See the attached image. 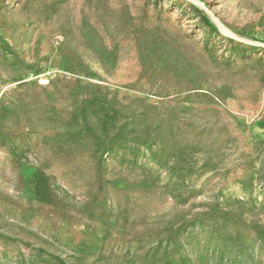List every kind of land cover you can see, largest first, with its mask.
I'll return each instance as SVG.
<instances>
[{
    "label": "rangeland",
    "instance_id": "obj_1",
    "mask_svg": "<svg viewBox=\"0 0 264 264\" xmlns=\"http://www.w3.org/2000/svg\"><path fill=\"white\" fill-rule=\"evenodd\" d=\"M201 1L225 29L264 40V0ZM188 4L0 0L1 79L23 75L35 98L54 103L63 115L68 108L59 90L75 80L98 84L123 112L163 119L165 126L178 127L179 139L197 137L213 170L194 180L201 193L191 202H204L220 188L240 196L237 180L254 172L257 207L247 223L264 225V127L258 124L264 122V52L230 56L229 44ZM17 83L0 86V95ZM6 127L16 133L20 157L0 146V264H17L36 248L70 264H129L119 256L138 246L133 231L146 233L154 218H171L177 209L168 195L148 190L156 170L148 174L122 161L123 152L107 159L99 180L87 155L56 150L50 136L63 129L60 124L29 112ZM36 170L50 175L78 210L92 203L111 216V237L86 233V212L65 224L52 208L36 203L28 183ZM248 225L224 230L237 235L233 241L213 240L225 250L221 264H264V244ZM139 245L146 248L144 241ZM218 262L215 252L205 264Z\"/></svg>",
    "mask_w": 264,
    "mask_h": 264
},
{
    "label": "trees",
    "instance_id": "obj_2",
    "mask_svg": "<svg viewBox=\"0 0 264 264\" xmlns=\"http://www.w3.org/2000/svg\"><path fill=\"white\" fill-rule=\"evenodd\" d=\"M188 6L199 14L210 32L229 44L230 56L244 59L253 51L264 52V48L222 36L201 10L191 4ZM23 79L21 74L8 76L6 79H1L0 76V86L7 82H18L14 88L5 90L0 95V146L7 147L15 160L20 157L16 133L6 126L19 113L32 112L39 121L57 123L63 127L50 136L56 150L66 155H87L94 162L99 180L107 168V159L120 152L127 157L122 161L137 166L148 174L156 170L148 190L155 188L168 195L179 209L175 210L171 218H154L146 226V233L134 230L132 235L138 246L131 254L128 250L122 253L119 256L122 262L205 264L209 256L216 252L220 260L217 264H221V260L226 258L225 250L216 249L213 240L217 238L223 242L233 241L237 235L232 237L224 230L229 227H247V219L257 207L256 197L253 196L254 172L237 180L242 193L240 196L233 195L226 188H220L204 202H191L201 193V187L195 185L194 180L213 170V164L210 163L212 156L197 137L179 139L176 134L178 127L165 126L163 119L152 121L143 114L139 118L133 112H123L120 110L121 105L117 106L108 99L98 84L83 83L80 80L59 90L68 108L63 115L54 103L36 99ZM19 90L22 92L14 94ZM258 124L264 127V122ZM199 156L203 157L202 162L198 160ZM19 181L17 189H21L23 184L21 177ZM28 183L32 188L34 201L52 208L63 223L72 224L77 221V213L86 212L85 219L88 223H84L85 232L99 235L102 240L111 237V227H116V223H112V217L92 203L84 210H78L70 202L68 193L56 188L53 178L45 171L36 170ZM94 222L97 224H93ZM248 227L264 244V225L249 223ZM196 234L201 235V238H197ZM143 241L146 243L144 249L139 245ZM16 263L70 264L61 256L41 248L22 256Z\"/></svg>",
    "mask_w": 264,
    "mask_h": 264
},
{
    "label": "water",
    "instance_id": "obj_3",
    "mask_svg": "<svg viewBox=\"0 0 264 264\" xmlns=\"http://www.w3.org/2000/svg\"><path fill=\"white\" fill-rule=\"evenodd\" d=\"M189 4H192L198 7L203 13L209 18L212 24L216 27L217 31L224 37L233 39L237 42L250 45L253 47L264 48V41L255 40L252 38H247L236 33L230 32L225 29L217 19L216 15L205 5V3L201 0H183Z\"/></svg>",
    "mask_w": 264,
    "mask_h": 264
}]
</instances>
